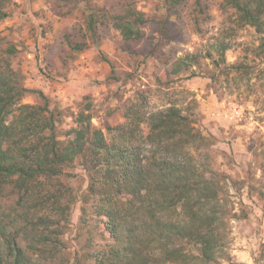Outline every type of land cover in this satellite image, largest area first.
I'll use <instances>...</instances> for the list:
<instances>
[{"label":"trees","instance_id":"16d2710c","mask_svg":"<svg viewBox=\"0 0 264 264\" xmlns=\"http://www.w3.org/2000/svg\"><path fill=\"white\" fill-rule=\"evenodd\" d=\"M9 2L0 0V20ZM224 3L233 9L238 27H254L260 38L255 53L264 59V0ZM122 11L114 16L112 27L123 38H140L142 14L131 7ZM105 19V14L88 15L87 26L95 30ZM85 45L77 42L72 47L81 50ZM229 48L230 44H217L213 64L226 76L241 78L251 67L224 66ZM197 57L187 54L186 64L172 62L170 72L188 71L198 63ZM4 69L0 196L7 192L5 198L15 196V202L0 213V264L219 263L229 239V218L235 214L223 196L221 177L204 162L201 168L194 164L195 158L206 159L207 152L195 148L194 157L187 147L205 138L180 107L173 103L149 113L145 98L137 95L125 107L124 121L107 128L113 133L110 141L100 129L89 127V114L79 113L72 138L64 142L56 138L46 102L22 104L23 94L30 91L14 84L17 75ZM79 162L86 163L81 171L86 175L84 186L83 176L69 171ZM77 203L83 243L70 256L63 237ZM259 259L264 264V250Z\"/></svg>","mask_w":264,"mask_h":264},{"label":"rangeland","instance_id":"374dc122","mask_svg":"<svg viewBox=\"0 0 264 264\" xmlns=\"http://www.w3.org/2000/svg\"><path fill=\"white\" fill-rule=\"evenodd\" d=\"M128 7L142 14L138 39L123 38L111 24ZM6 10L0 20V70L14 71V84L30 91L23 94L22 104L46 102L58 140L72 138L79 113L89 114V127L100 129L110 141L113 133L107 128L124 121L125 107L137 95L145 98L149 113L175 103L205 138L187 147L194 157L195 148L207 152L206 159L195 158L194 164L201 168L204 162L221 177L223 196L235 214L229 218V239L218 264H261L264 59L255 53L260 38L254 27H238L224 0H10ZM91 14L106 15L95 30L87 26ZM77 42L86 45L73 49ZM219 43L230 44L224 66L244 63L251 67L248 74L239 78L219 71L212 61L218 59ZM187 54L198 56V63L172 74L170 64L181 63ZM141 130L146 134L148 127L143 124ZM85 164L69 170L83 176L82 186ZM5 194L0 213L15 202V196L7 199ZM79 206H73L63 237L70 256L83 243Z\"/></svg>","mask_w":264,"mask_h":264}]
</instances>
